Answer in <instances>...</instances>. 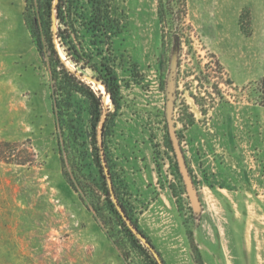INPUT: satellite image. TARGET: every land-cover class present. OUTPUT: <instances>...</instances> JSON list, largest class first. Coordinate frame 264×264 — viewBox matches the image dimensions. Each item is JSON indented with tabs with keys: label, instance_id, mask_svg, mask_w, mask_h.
<instances>
[{
	"label": "rangeland",
	"instance_id": "1",
	"mask_svg": "<svg viewBox=\"0 0 264 264\" xmlns=\"http://www.w3.org/2000/svg\"><path fill=\"white\" fill-rule=\"evenodd\" d=\"M108 1L125 15L113 43L121 107L108 141L141 227L166 264H264V0ZM85 78L113 108L104 86ZM88 102L73 93L86 174L95 171ZM169 110L197 205L179 171ZM61 139L26 2L0 0V141L34 153L31 164L0 161V264H148L146 240L71 184Z\"/></svg>",
	"mask_w": 264,
	"mask_h": 264
},
{
	"label": "trees",
	"instance_id": "2",
	"mask_svg": "<svg viewBox=\"0 0 264 264\" xmlns=\"http://www.w3.org/2000/svg\"><path fill=\"white\" fill-rule=\"evenodd\" d=\"M26 24L37 51L48 64L54 112L61 134L62 162L69 166L66 175L74 187L88 188L95 195L100 214H116L122 224L138 241L132 228L150 246L148 264H166L151 237L141 227L134 208L123 196L124 181L115 170L108 136L117 112L121 107V86L115 69L114 38L125 28V15L108 0H25ZM163 4L160 17H166ZM184 8L180 15L183 20ZM62 54L64 59L62 58ZM66 61L69 62L71 69ZM99 81L108 94L113 108H105L102 95L95 91L85 77ZM259 103L264 107V76L258 82ZM74 92L83 93L88 99L87 112L92 127V162L95 171L86 174V151H82L80 139L83 131L72 113L71 99ZM100 128V144L97 128ZM24 143L0 141V161L28 164L34 161V153ZM22 146V147H21ZM132 228H130V226Z\"/></svg>",
	"mask_w": 264,
	"mask_h": 264
},
{
	"label": "water",
	"instance_id": "3",
	"mask_svg": "<svg viewBox=\"0 0 264 264\" xmlns=\"http://www.w3.org/2000/svg\"><path fill=\"white\" fill-rule=\"evenodd\" d=\"M167 123H168V133L170 136V140L173 146V150L175 153V157L177 160V164L179 167V171L184 180L188 195L193 202V204L197 205L199 203V198L197 194V190L195 187L194 180L192 178L189 165L186 160V156L178 136V132L174 123L173 114L171 110L168 111L167 114Z\"/></svg>",
	"mask_w": 264,
	"mask_h": 264
}]
</instances>
